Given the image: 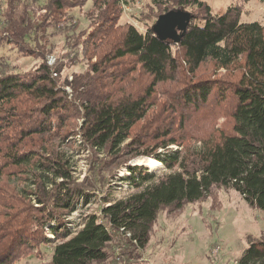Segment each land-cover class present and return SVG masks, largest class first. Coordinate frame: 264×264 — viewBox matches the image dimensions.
Wrapping results in <instances>:
<instances>
[{
  "label": "trees",
  "instance_id": "obj_1",
  "mask_svg": "<svg viewBox=\"0 0 264 264\" xmlns=\"http://www.w3.org/2000/svg\"><path fill=\"white\" fill-rule=\"evenodd\" d=\"M88 2L83 31L70 12ZM174 9L192 14L177 45L152 32L153 22ZM123 12L122 0H0V264L43 246L52 248L47 264L108 263L117 240L141 253L162 208L201 201L215 186L264 212V25L242 22L239 6L213 14L206 0H152L144 32L121 24ZM50 30L95 59L72 87L73 98L45 63L3 72L5 47L34 54V46L48 47ZM233 68L232 75L218 73ZM135 73L145 78L131 91ZM159 97L169 103L170 121L179 112L180 123L143 138L141 123ZM210 102L227 110L228 125L211 133L190 126V114ZM28 142L39 146L25 151ZM172 145L187 147L166 151ZM64 146L91 154L93 182L74 179ZM140 158L172 173L156 179L131 164ZM127 166L129 174L118 176ZM116 178L136 192L111 201L110 189L99 211L72 232V214ZM236 264H264V240L251 242Z\"/></svg>",
  "mask_w": 264,
  "mask_h": 264
},
{
  "label": "rangeland",
  "instance_id": "obj_2",
  "mask_svg": "<svg viewBox=\"0 0 264 264\" xmlns=\"http://www.w3.org/2000/svg\"><path fill=\"white\" fill-rule=\"evenodd\" d=\"M140 1L141 4H138V0H130L128 4L126 3V9L121 16L120 22L121 24H131L140 32H144L147 25L145 19L152 0ZM206 1L210 5L213 14L222 13L231 6H239L242 11V22H259L264 25V0ZM90 6L91 2H88L82 10L74 9L70 12L75 19L73 24L78 20L81 22L80 30L85 31L88 26L85 13ZM36 15L39 16L40 14ZM151 23L152 21L149 22V24ZM52 32L54 31L50 30V33ZM49 40L48 47L38 48L39 45L34 46L32 51L34 54L19 53L12 49V46L5 47L3 56L8 57L6 58L3 72H32L45 63L48 67L58 70L54 77L59 85L65 88L71 96L70 98H73L72 87L80 79V76L86 73L91 62L95 59L90 58L87 60L80 46L77 48L72 46L70 48L65 36L62 34L55 35L52 33ZM42 56H44V59ZM232 72H236V69L218 71L220 75H232ZM213 73L208 71L205 76L211 77ZM132 76L136 77L137 81L130 90L136 91L137 88L143 86L141 78L144 76L140 73L132 74L130 77ZM164 101L165 98H156L150 115L141 123L143 129L140 135L143 138L150 136L152 132L161 128L177 127L180 123L179 112H175V115L174 113L171 114L172 121H170V115H167L170 111L167 112L166 110L171 109L169 103H164ZM190 120V126H200L207 133H211L216 126L221 128L228 125L227 110H219L213 102H210L204 111L191 113ZM78 124L80 125L81 121ZM153 126H156V129L151 130ZM154 139L155 136L150 139V142L154 141ZM195 143L192 141L189 146ZM38 146L39 144L35 142H28L25 151H29L33 147L38 148ZM184 147L187 146L184 145L180 148L172 145L166 151L181 149L185 152ZM63 150L72 157L74 179L82 184H86L90 180L93 182L91 177H94V174H92L94 171L91 169L94 167V158H91V154L88 151H68L69 149L66 146H64ZM99 156L102 157L101 154ZM140 159H144V162L140 163ZM140 159L133 161L131 164L134 166L142 165L149 172L154 173L156 179L172 173L160 162H158L159 166L151 169L145 161H150V158ZM124 174L125 176L129 174L128 166L122 168L118 176ZM111 185L105 186L103 190L97 189L95 191L96 195L91 199L90 203L83 206L80 205L78 210L72 214L68 219L72 232L79 230L78 227L87 216L99 211L101 196H104L110 189L108 195L111 201L127 198L136 192L135 188L126 182H121L120 178H116ZM35 205L37 206V204ZM259 240H264V212L256 207H251L238 192L222 186H215L210 194L201 201L186 203L181 207L169 206L162 208L153 224L149 243L143 252L136 253L132 248L124 247V243L117 240V243H112L109 246L113 258L111 259L112 261L108 263L102 262L101 264H236L251 242ZM119 244L121 246H118ZM51 249L50 246H43L42 251L38 252V254L29 253L28 251V253L22 252V250L15 252V249L14 252L17 257L14 256L12 258L11 264H47L50 260Z\"/></svg>",
  "mask_w": 264,
  "mask_h": 264
},
{
  "label": "water",
  "instance_id": "obj_3",
  "mask_svg": "<svg viewBox=\"0 0 264 264\" xmlns=\"http://www.w3.org/2000/svg\"><path fill=\"white\" fill-rule=\"evenodd\" d=\"M192 14L184 9H174L158 17L152 26V32L161 41L179 44L186 35Z\"/></svg>",
  "mask_w": 264,
  "mask_h": 264
},
{
  "label": "bare ground",
  "instance_id": "obj_4",
  "mask_svg": "<svg viewBox=\"0 0 264 264\" xmlns=\"http://www.w3.org/2000/svg\"><path fill=\"white\" fill-rule=\"evenodd\" d=\"M149 160H150V161H148V160H145V161H146L147 165H148L151 169L154 168V167H156V166H159L158 161H156V160H154V159H149ZM139 162H140V163H141V162H144V159H140Z\"/></svg>",
  "mask_w": 264,
  "mask_h": 264
},
{
  "label": "built area",
  "instance_id": "obj_5",
  "mask_svg": "<svg viewBox=\"0 0 264 264\" xmlns=\"http://www.w3.org/2000/svg\"><path fill=\"white\" fill-rule=\"evenodd\" d=\"M122 2H123V9L125 10L126 9V3L128 4V2H130V0H122ZM138 4H141L140 0H138Z\"/></svg>",
  "mask_w": 264,
  "mask_h": 264
}]
</instances>
